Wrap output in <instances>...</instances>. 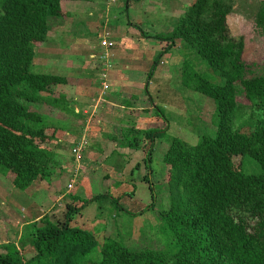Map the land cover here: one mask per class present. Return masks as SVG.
<instances>
[{"label": "trees", "instance_id": "16d2710c", "mask_svg": "<svg viewBox=\"0 0 264 264\" xmlns=\"http://www.w3.org/2000/svg\"><path fill=\"white\" fill-rule=\"evenodd\" d=\"M80 1L86 0H0V173L15 189L51 173L59 126L46 114L59 105L50 88L70 81L33 72V50L48 36V19L65 17V4ZM231 11L225 0H194L169 32L151 37L167 43L152 68L180 41L215 75L212 82L186 66L181 74L185 87L212 100L213 135L193 145L172 138L162 156L169 198L163 218L177 251L131 250L112 240L98 247L89 232L70 225L83 207L72 203L55 221L29 224L31 255L24 263L6 245L0 264H264V58L256 67L242 59L243 38L232 37L226 23ZM253 22L264 46V1ZM246 109L256 115L244 119ZM163 132L126 138V146L144 152L146 175L152 141ZM244 158L254 172L242 171ZM146 175L148 209L154 194Z\"/></svg>", "mask_w": 264, "mask_h": 264}, {"label": "rangeland", "instance_id": "374dc122", "mask_svg": "<svg viewBox=\"0 0 264 264\" xmlns=\"http://www.w3.org/2000/svg\"><path fill=\"white\" fill-rule=\"evenodd\" d=\"M106 1L86 0V4L82 1L65 4V17L48 19V36L42 44L34 48L31 70L38 73L60 74L72 83L86 79L96 82V75H98L101 83L103 82L107 86L106 90H103V93H106L108 83L105 71L112 63L114 51L118 48L115 39H118L119 35H134L136 38L141 34L146 37L165 34L173 28L176 20L194 0H127L128 9L124 10L121 6L109 15L106 11V15H104ZM121 1L123 3V0ZM225 1L232 7L230 15L226 18L229 33L234 38H243L242 59L256 67L264 58V46L263 38L258 35L254 27L253 16L258 3L264 0ZM100 6L103 7L102 14L104 16L98 19L102 16L99 15L101 13L98 10ZM87 12L91 13V17L88 15L83 19ZM104 25L108 27L107 30ZM111 28H115L116 32L110 35L108 29ZM98 35H100V41L96 40ZM104 43L112 45L111 47L103 46ZM159 44L162 45L160 50L162 51L167 43ZM103 47H107L106 51L108 52L106 66L103 65L105 60L100 61L98 58L103 55ZM132 52L128 51L127 58L120 59L127 61L132 56ZM157 52L151 56L153 55L155 58ZM167 52L168 54H163L157 59L159 68H156L153 75L149 74L150 68H147L146 73L142 75L144 82H148L149 77L154 79L157 76L156 82L151 80V86L147 89L152 103L155 104L154 106L149 103L150 112L154 115L150 127L156 131L164 130L162 134L154 136L152 141L149 174L146 175V170H143L141 174V169L137 168L138 165H141L140 162L144 165L145 154L143 151L140 154L143 157L138 159L139 164L132 167V173L128 174V171L125 170L123 171L124 176L121 178L116 177L115 173H111V171H118L119 163L113 161L112 166L108 161L101 165L98 164L99 157L101 158L103 153L95 149L99 147L97 141H104L107 138L119 139L111 135L99 138L92 134L86 136L85 140L88 142L85 141L86 146L81 151L78 162L75 163L71 149L75 147L77 140L81 137L76 138L74 134L78 130L74 128L70 136H64L65 139L61 137V143L56 142L50 147L55 157L49 162L51 173L48 179L37 178L24 190H18L11 185L6 176L0 173L1 254L4 253V246L13 245L20 251V257L24 263L31 255V242L28 236L31 228L29 224L25 223L34 220L36 213L40 217L33 222L34 224L40 225L45 218L55 221L56 217L63 215L65 206L68 204L71 206L72 203L75 208H79L81 205L83 207L80 209V213L72 215L70 225L89 232L98 247L104 241L112 240L131 250L161 252L167 256L177 251L178 246H174L172 236L163 218V214L169 206V198L165 181L166 166L162 162V156L172 138L193 145L201 137L213 135L215 129L212 118V100L185 87L181 74L186 66L212 82H215V75L193 51L180 41H175L174 47ZM110 53L113 57H110ZM143 53L147 54V51L143 50ZM143 57L145 56L139 54V63ZM115 60H117L116 57ZM103 74L104 77H102ZM54 89V87L50 88L54 93L55 90L58 91ZM94 90L93 87L90 92L93 93ZM55 113H57L55 107H51L49 113L46 114L47 121L61 125L58 121L59 118L66 120L61 119L66 116L63 115L57 119L54 117ZM251 114V110L246 109L243 118L245 119L248 115L253 118L256 115V113ZM138 129L132 131L127 138L130 140L135 136L143 137L139 134L146 131L147 128ZM62 132H57L56 138H59ZM114 140L118 142V140ZM72 169H74L73 172H71ZM255 170V165L248 158H244L242 171L251 173ZM88 171L95 173L91 175V172L88 174ZM62 174L67 177L59 179ZM107 175H109V180L105 182ZM144 175L149 179L154 194L153 205L148 209L145 207L151 203V198L148 185L143 181ZM55 180L56 183L53 182ZM67 184L71 185L69 190L66 188ZM58 189L65 194L63 198L55 201L53 194L58 192ZM73 196L79 198L77 201L70 202ZM93 197L96 199L87 202ZM98 247L94 250L95 253Z\"/></svg>", "mask_w": 264, "mask_h": 264}, {"label": "crops", "instance_id": "0c3cea01", "mask_svg": "<svg viewBox=\"0 0 264 264\" xmlns=\"http://www.w3.org/2000/svg\"><path fill=\"white\" fill-rule=\"evenodd\" d=\"M82 2L86 4V1ZM88 3L91 4V2ZM106 4L104 15H106V11L107 15H109L113 10L119 9L121 6L124 10L128 9L127 0H123V3L121 0H107ZM102 9V6L98 8L101 12L99 15H102L101 17H98V19L104 16L102 14ZM88 15L91 17V13L87 12L83 19L87 18ZM104 26L107 30L108 27L106 25ZM108 30V34L110 35L111 33L113 34L116 32L115 28ZM99 36L100 35L96 38L98 41H100ZM151 37L152 36L146 37L144 34H141L136 38L134 35H119V38L115 39L117 41L115 44L118 48L114 51L112 63L109 64V67L105 71L107 73L108 83V91L106 93L100 91L101 81L99 80L98 75H96V82L86 79L84 81H76L75 83H72L68 79L70 81L69 84L54 87L58 90L56 91L54 89L59 105L58 107H55L57 113L54 114V117L58 119L65 115L66 118L61 119L67 120H60V118L58 120L61 124L58 125V132L63 131L62 135L57 138L58 144L61 143L60 138L62 137L65 139L66 136H70L74 128H76L75 130H78L74 134L76 138L78 136L85 138L91 134L96 135L98 138L103 137L104 135L118 137L119 139L107 138L104 141L99 140L97 141L99 147L95 148L103 153L101 158L99 157L100 160L98 161V164L101 165V163L107 161L111 162V166L113 161L120 164L118 171H111V173H115L118 178L124 176L123 171L125 170L128 171V174H131L132 167L138 163V159H142L143 157L140 155L142 154V150L139 148L126 146V138L131 135L132 131H135L138 128H141V130L146 128V130H152L151 128H153L150 127V124L154 119V115L150 112L149 105V103H153L147 89L151 86V80L156 82L157 76L154 79L149 77L148 82H144L142 75L146 73L147 68H150L149 74L151 75H153L157 67L159 68L157 65L152 68L151 63L154 56H151V54L157 52V50L158 52L161 50L162 45L159 43L162 42H157ZM143 50H146L147 54H144ZM128 51H133L132 56L128 58L127 61L120 59L122 57L127 58ZM139 54L145 56L142 60L144 62L141 61V63H139ZM165 54H168V52ZM111 56L110 53V57ZM115 57L117 60H115ZM58 76L61 75L58 74ZM93 87L95 90L91 93L90 91ZM62 96L63 98H61ZM153 105L155 106V104ZM114 139L118 140V142ZM144 142L142 143L144 144ZM140 163L141 165H138L137 168L141 169L140 173L142 174L143 170L145 171V167L142 162ZM73 170L74 169H72L71 172H73ZM90 172L91 175L95 173L92 171ZM90 172L88 174H90ZM64 177H67V175L62 174L59 179H63ZM108 180L109 175L105 177V182ZM53 182L56 183V180ZM64 194L65 193H61L58 189V192L56 191L53 194V199L57 201L60 198H63ZM72 198L73 200L70 202L77 201L79 197L73 196ZM34 217V220H29L25 224H32L35 220H38L40 216L36 213Z\"/></svg>", "mask_w": 264, "mask_h": 264}, {"label": "built area", "instance_id": "2783aa9c", "mask_svg": "<svg viewBox=\"0 0 264 264\" xmlns=\"http://www.w3.org/2000/svg\"><path fill=\"white\" fill-rule=\"evenodd\" d=\"M111 45H112L111 43H107V44L104 43L103 46L111 47ZM106 48H104L103 55H102L103 57L102 56L98 57L100 59V61L102 59L105 60V64L103 63L104 66H106V61H107L106 59H108V52L106 51ZM160 64H162V63L160 62ZM102 77H104V74L102 75ZM106 88H107V86L102 82L101 83V89H102L101 92L103 93L104 92L103 90H106ZM85 141H86L85 138L81 137L79 140H77L75 147H73V149H71V154H72V157L74 158V162L75 163L78 162L79 155H80L81 151L84 149V147L86 146V142ZM66 188H67V190H69L71 188V185L67 184Z\"/></svg>", "mask_w": 264, "mask_h": 264}]
</instances>
